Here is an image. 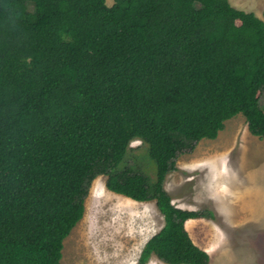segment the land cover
Returning a JSON list of instances; mask_svg holds the SVG:
<instances>
[{
  "label": "trees",
  "instance_id": "16d2710c",
  "mask_svg": "<svg viewBox=\"0 0 264 264\" xmlns=\"http://www.w3.org/2000/svg\"><path fill=\"white\" fill-rule=\"evenodd\" d=\"M263 92L264 20L229 0H0V264H62L99 175L164 217L139 264H210L185 223L213 213L165 180L239 113L264 140Z\"/></svg>",
  "mask_w": 264,
  "mask_h": 264
},
{
  "label": "rangeland",
  "instance_id": "374dc122",
  "mask_svg": "<svg viewBox=\"0 0 264 264\" xmlns=\"http://www.w3.org/2000/svg\"><path fill=\"white\" fill-rule=\"evenodd\" d=\"M230 3L264 20V0ZM130 146V162L139 161L154 180L147 145L136 139ZM105 182V175L92 181L84 215L63 241L62 264H139L145 243L164 225L155 201L115 193ZM165 189L175 206L213 213L185 223L193 241L210 254V264H264V140L249 131L241 113L226 120L215 139L204 138L179 155ZM146 264L166 263L152 256Z\"/></svg>",
  "mask_w": 264,
  "mask_h": 264
},
{
  "label": "bare ground",
  "instance_id": "6f19581e",
  "mask_svg": "<svg viewBox=\"0 0 264 264\" xmlns=\"http://www.w3.org/2000/svg\"><path fill=\"white\" fill-rule=\"evenodd\" d=\"M106 189H107V188H106ZM107 190H108V189H107ZM107 190H106V191H107ZM105 193H106V192H105ZM109 194H110V192H109ZM116 197H118V196H116ZM106 198H107V197H106ZM110 198H111V197H110ZM111 199H112V198H111ZM111 199H110V200H111ZM118 199H119V198H118ZM121 199H122V198H121ZM123 199H124V198H123ZM122 203H123V202H122ZM119 206H120V205H119ZM117 207H118V206H117ZM120 207H122V206H120ZM120 207H119V208H120ZM122 208H124V206H123ZM119 210H120V209H119ZM115 240H116V239H115ZM105 245H106V244H105ZM106 248H107V247H106ZM101 250H102V249H101ZM103 250H104V249H103ZM98 254H99V252H98ZM99 255H100V254H99ZM101 257H102V256H101ZM105 258H107V257H105ZM101 259H102V258H101ZM104 260H105V259H104ZM98 261H99V260H98ZM99 262H100V261H99ZM99 262H98V263H99ZM98 263H96V264H98ZM105 263H106V262H105ZM105 263H104V264H105ZM101 264H102V263H101Z\"/></svg>",
  "mask_w": 264,
  "mask_h": 264
},
{
  "label": "crops",
  "instance_id": "0c3cea01",
  "mask_svg": "<svg viewBox=\"0 0 264 264\" xmlns=\"http://www.w3.org/2000/svg\"><path fill=\"white\" fill-rule=\"evenodd\" d=\"M231 2V0H229Z\"/></svg>",
  "mask_w": 264,
  "mask_h": 264
}]
</instances>
